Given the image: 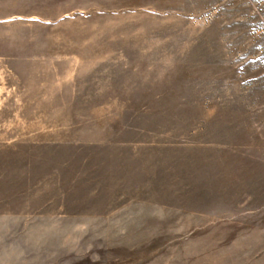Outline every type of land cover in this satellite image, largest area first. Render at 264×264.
Masks as SVG:
<instances>
[{"label":"rangeland","instance_id":"obj_1","mask_svg":"<svg viewBox=\"0 0 264 264\" xmlns=\"http://www.w3.org/2000/svg\"><path fill=\"white\" fill-rule=\"evenodd\" d=\"M0 264H264V0H0Z\"/></svg>","mask_w":264,"mask_h":264}]
</instances>
